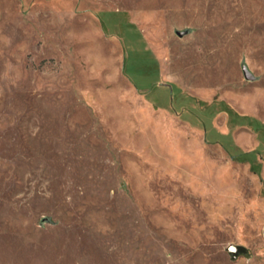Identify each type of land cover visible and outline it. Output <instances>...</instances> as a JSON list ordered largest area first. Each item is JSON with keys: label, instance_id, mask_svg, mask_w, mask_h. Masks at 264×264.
Here are the masks:
<instances>
[{"label": "rangeland", "instance_id": "1", "mask_svg": "<svg viewBox=\"0 0 264 264\" xmlns=\"http://www.w3.org/2000/svg\"><path fill=\"white\" fill-rule=\"evenodd\" d=\"M0 264H264V0H0Z\"/></svg>", "mask_w": 264, "mask_h": 264}, {"label": "water", "instance_id": "2", "mask_svg": "<svg viewBox=\"0 0 264 264\" xmlns=\"http://www.w3.org/2000/svg\"><path fill=\"white\" fill-rule=\"evenodd\" d=\"M178 36H183L184 33L183 32H177ZM243 76L244 79L247 81H253L254 80V76L252 75L251 72H249V70L244 66L243 67ZM226 251L229 255H231L233 260H236L240 255H245L246 254V248L241 246V245H229L226 248Z\"/></svg>", "mask_w": 264, "mask_h": 264}, {"label": "bare ground", "instance_id": "3", "mask_svg": "<svg viewBox=\"0 0 264 264\" xmlns=\"http://www.w3.org/2000/svg\"><path fill=\"white\" fill-rule=\"evenodd\" d=\"M150 29H151V27H150ZM147 32H150V30L147 31ZM152 34H153V33H152ZM152 34H151V35H152ZM145 36H146V35H145ZM153 36H154V35H153ZM154 37H155V36H154ZM156 38H157V37H156ZM156 38H154V39H156ZM148 40H149V39H148ZM154 41H155V40H154ZM152 42H153V41H152ZM155 44H156V43H155ZM152 45H153V44H152ZM157 45H158V44H157ZM153 46H154V45H153ZM160 46H161V45H160ZM154 47L156 48V46H154ZM159 51H160V50H159ZM159 51H158L157 53L159 54V56H160V58H161V61H162L164 55H163V53H161V52H159ZM164 51H165V50H164ZM163 61H164V60H163ZM165 63H166V62H165ZM161 64H162V63H161ZM163 65H164V63H163ZM164 66H166V65H164ZM164 66H163V67H164ZM163 67H162V68H163ZM164 72H166V71H164ZM164 72H163V73H164ZM148 107H149V109H150V106H148ZM157 122H158V121H157ZM146 131H147V130H146ZM146 142H147V141H146ZM148 144H149V142H148ZM148 144H147V145H148ZM163 149H164V148H163ZM195 150H196V149H195ZM199 153H200V152H199ZM186 162H187V160H186ZM185 164H186V163H185Z\"/></svg>", "mask_w": 264, "mask_h": 264}, {"label": "trees", "instance_id": "4", "mask_svg": "<svg viewBox=\"0 0 264 264\" xmlns=\"http://www.w3.org/2000/svg\"><path fill=\"white\" fill-rule=\"evenodd\" d=\"M232 158H233L234 160H241V159H240L239 157H237V156H236V157L233 156Z\"/></svg>", "mask_w": 264, "mask_h": 264}]
</instances>
